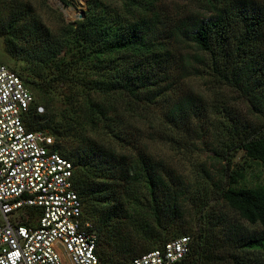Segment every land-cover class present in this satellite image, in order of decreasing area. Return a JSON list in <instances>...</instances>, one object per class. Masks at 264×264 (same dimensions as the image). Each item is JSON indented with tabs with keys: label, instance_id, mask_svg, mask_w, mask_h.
I'll list each match as a JSON object with an SVG mask.
<instances>
[{
	"label": "trees",
	"instance_id": "trees-1",
	"mask_svg": "<svg viewBox=\"0 0 264 264\" xmlns=\"http://www.w3.org/2000/svg\"><path fill=\"white\" fill-rule=\"evenodd\" d=\"M182 1L189 10L170 19L155 0H86L81 19L65 22L59 15L52 31L29 4L0 0V40L9 59L21 64L20 73L10 70L44 100L45 113L31 109L24 123L29 131L54 136L55 150L73 164L82 220L92 224L102 252L109 247L126 259L131 250L134 258V249L142 255L169 241L154 226L167 234L180 217L179 200L189 196L173 169L154 161L145 145L141 150L132 142L115 103L140 114L164 103L168 109L156 134L174 145L188 141L185 151L193 144L191 120L208 126L213 158L224 163L217 196L240 219L263 229L251 236L235 229L239 251L249 256H235L234 264H264V4ZM61 2L70 7L69 1ZM176 42L190 43L198 55H178ZM192 77L209 82L217 104L208 114L200 94L184 92L183 80ZM226 91L236 93L261 126L233 111ZM56 97L63 99L59 112L52 102ZM100 132L111 143L93 138ZM61 139L75 144L63 147ZM239 153L244 164L262 170L261 179L251 186L246 178L249 164L235 166ZM202 199L197 197L198 213L206 210ZM134 235L143 236V243L133 244ZM172 236L191 238L179 231ZM204 239V233L192 236L188 255L177 264L208 259L211 252Z\"/></svg>",
	"mask_w": 264,
	"mask_h": 264
},
{
	"label": "built area",
	"instance_id": "built-area-1",
	"mask_svg": "<svg viewBox=\"0 0 264 264\" xmlns=\"http://www.w3.org/2000/svg\"><path fill=\"white\" fill-rule=\"evenodd\" d=\"M34 101L21 77L0 64V264H102L97 232L82 220L73 189V164L51 134L25 126L31 109L44 114ZM190 244L180 236L126 264H177Z\"/></svg>",
	"mask_w": 264,
	"mask_h": 264
},
{
	"label": "rangeland",
	"instance_id": "rangeland-1",
	"mask_svg": "<svg viewBox=\"0 0 264 264\" xmlns=\"http://www.w3.org/2000/svg\"><path fill=\"white\" fill-rule=\"evenodd\" d=\"M1 1L7 4L14 2L29 4L41 22L52 31L56 30L59 15L65 22H73L79 20V17L86 8V0H67L70 2V7L68 8H64L61 4L60 6L56 5L58 3L57 0V3H55V0ZM155 1L161 7L162 12L170 19H176L180 12L189 10L187 3L182 0ZM255 1L264 4V0ZM190 8H192V6H190ZM65 10H67L68 16L65 14ZM165 18V21L169 22V19H167V17ZM174 48L178 55H198V51L188 42H176ZM0 64L7 66L9 69L14 68L17 74L20 73L21 64L9 59L2 40H0ZM183 88L184 92L201 95L202 106L205 108L203 112L206 114L210 113V108L217 104L216 99L212 96V93H210L209 82L205 80L193 77L185 79L183 80ZM33 96L36 103L42 105L44 108V100H41L36 94H33ZM224 96L225 100H228V105L233 107V111H237L241 117L256 124L257 127L261 126V122L256 121L248 111L247 105L237 97L236 93L226 91ZM62 100L63 99L60 97H56L52 100L55 111L59 112L63 108ZM114 107L117 109L118 113L121 114L124 126H128V131L132 134L130 135L132 142H137L141 150L142 146L145 145L146 153L152 156L154 161L161 162L166 168L173 169L175 173L181 177L183 182L182 187L189 196V199L179 200L180 217L171 222L167 234L162 233L159 228L154 226L156 234L162 238L167 237L170 241L174 238L172 236L173 233L177 231L189 234L191 240L192 236L194 237L197 232L204 233V240L206 245L210 247L211 254L208 256V259H204L202 264H234L233 258L235 256H249V253L245 254L239 251V247L236 244V236L234 234L235 229H239L240 234L244 236L259 234L263 229L259 225H250L246 221L240 219L237 214L230 210L226 203L217 196L218 188L223 185L220 180V173L223 170L224 163L213 158V153L210 150L212 147V136L209 130H207L208 126L202 125L203 127H199L201 123L197 124L195 121L191 120L190 127L193 133H190L189 140H192L193 144L189 150L185 151L188 141L186 144L182 141L181 145H174L170 142L161 141L156 134V130H159V126L163 121L164 113L168 109L164 103L161 102L154 108L148 109L146 113L142 112L141 114L139 110L132 113L129 108L119 101L115 103ZM94 137L103 144L106 142L111 143L110 136L107 134L100 132L97 136L93 135V138ZM72 140L61 139L60 145L67 147L70 144H75ZM243 162L246 161L242 153H239L235 159V166H238L240 163L244 164ZM245 164H249V168L246 169V178L248 180L247 186H251L257 182V178L261 179L263 175L262 170L251 162ZM203 170L209 173V178L203 175ZM193 196L196 197L195 201L191 200ZM198 196L199 198L203 196L202 202L206 204V210L201 213H198L195 209V206L199 204V201H197ZM198 214H201V217H199ZM142 237L134 235L133 238L136 240L133 244H142ZM139 250L140 249L133 250L135 251V255H140ZM131 251L129 252L130 258L126 259L124 255L118 253L116 250L109 249L108 247V250L106 248V250L102 252L98 246L97 254L102 264L110 262L114 264H126L132 259Z\"/></svg>",
	"mask_w": 264,
	"mask_h": 264
},
{
	"label": "bare ground",
	"instance_id": "bare-ground-1",
	"mask_svg": "<svg viewBox=\"0 0 264 264\" xmlns=\"http://www.w3.org/2000/svg\"><path fill=\"white\" fill-rule=\"evenodd\" d=\"M55 3H57L56 0H55ZM57 4L59 5V3H57ZM65 12H66L65 14L68 16L69 14L67 13V10H65Z\"/></svg>",
	"mask_w": 264,
	"mask_h": 264
},
{
	"label": "water",
	"instance_id": "water-1",
	"mask_svg": "<svg viewBox=\"0 0 264 264\" xmlns=\"http://www.w3.org/2000/svg\"><path fill=\"white\" fill-rule=\"evenodd\" d=\"M79 19H81V16L79 17Z\"/></svg>",
	"mask_w": 264,
	"mask_h": 264
}]
</instances>
